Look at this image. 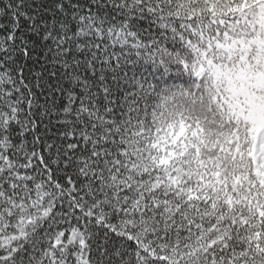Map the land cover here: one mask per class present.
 <instances>
[{"label":"snow or ice","instance_id":"snow-or-ice-1","mask_svg":"<svg viewBox=\"0 0 264 264\" xmlns=\"http://www.w3.org/2000/svg\"><path fill=\"white\" fill-rule=\"evenodd\" d=\"M0 264H264V0H0Z\"/></svg>","mask_w":264,"mask_h":264}]
</instances>
